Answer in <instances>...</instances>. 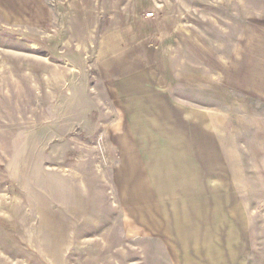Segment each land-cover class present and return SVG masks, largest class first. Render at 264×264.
I'll list each match as a JSON object with an SVG mask.
<instances>
[{
	"label": "rangeland",
	"instance_id": "1",
	"mask_svg": "<svg viewBox=\"0 0 264 264\" xmlns=\"http://www.w3.org/2000/svg\"><path fill=\"white\" fill-rule=\"evenodd\" d=\"M0 264H264V0H0Z\"/></svg>",
	"mask_w": 264,
	"mask_h": 264
}]
</instances>
